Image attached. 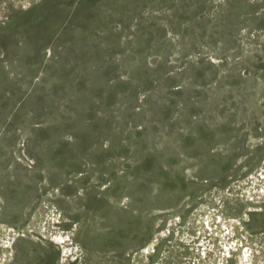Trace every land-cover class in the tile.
I'll return each instance as SVG.
<instances>
[{
  "label": "rangeland",
  "instance_id": "374dc122",
  "mask_svg": "<svg viewBox=\"0 0 264 264\" xmlns=\"http://www.w3.org/2000/svg\"><path fill=\"white\" fill-rule=\"evenodd\" d=\"M263 176L264 0H0V264H264Z\"/></svg>",
  "mask_w": 264,
  "mask_h": 264
},
{
  "label": "bare ground",
  "instance_id": "6f19581e",
  "mask_svg": "<svg viewBox=\"0 0 264 264\" xmlns=\"http://www.w3.org/2000/svg\"><path fill=\"white\" fill-rule=\"evenodd\" d=\"M261 175V174H260ZM254 177V176H253ZM252 177V178H253ZM256 178V177H255ZM257 179V178H256ZM262 179V178H261ZM263 179H264V176H263ZM256 183V182H255ZM253 187H256V186H254V184H253ZM253 189V188H252ZM258 192H259V194L261 195H264V186L262 185L261 187H260V189L258 190ZM258 192H256V193H258ZM13 238V237H12ZM55 240L59 243H64V241H66L67 239H65L64 237H62V236H57V237H55ZM6 243V246L7 247H9L10 246V244H11V242H9V240L7 241V242H5ZM151 245H154V242H152L151 243ZM227 249V248H226ZM248 251H249V249H247ZM252 250V249H251ZM64 251L65 252H67L68 250H66V249H64ZM247 251V252H248ZM247 252H245V255H247ZM253 260V259H252ZM249 264H252V262H250L249 261Z\"/></svg>",
  "mask_w": 264,
  "mask_h": 264
}]
</instances>
